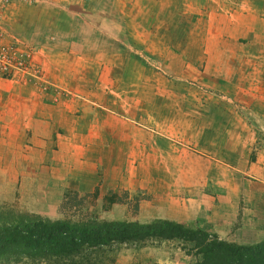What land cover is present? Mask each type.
<instances>
[{"label": "rangeland", "instance_id": "374dc122", "mask_svg": "<svg viewBox=\"0 0 264 264\" xmlns=\"http://www.w3.org/2000/svg\"><path fill=\"white\" fill-rule=\"evenodd\" d=\"M28 1L35 0H0V44L5 51L10 47L8 61L14 57L11 47L19 52L29 49L31 61L28 74L0 69V88L3 83L37 88L43 97L63 102L62 111L77 110L85 128L92 113L109 121L117 112L125 121L134 119L132 126L158 131L164 151L155 154L150 149L143 160L137 153L126 160L124 155L123 162L117 158L111 188H102L101 194L96 188L84 194L68 190L70 204L63 207L61 201H33L21 191L0 205L50 219L78 220L87 214L99 220L156 219L163 213L156 202L140 206L141 202L150 200L149 191L156 192L161 178L184 193L182 183H190L198 170L185 164L190 146L210 150L212 157L241 168L227 188L229 196L241 199L243 209H238L236 223L239 215L252 220H245L242 230L219 235L221 239L236 243L264 239V0H70L83 14L78 30L83 58L76 86L66 74L63 89L51 85L49 58L19 39L34 12ZM40 5L48 14L45 18L51 17L50 11L65 15L59 8ZM92 36L97 39L91 41ZM45 47L51 57L63 48L51 40ZM59 59L53 56L54 65L59 66ZM53 71L56 79L57 70ZM118 124L124 131L134 128ZM223 146L226 153L220 154L217 150ZM257 151V169L245 175L244 166ZM133 157L137 166L143 163V178L138 171L137 180L124 177ZM165 165L173 168L166 170ZM206 172L214 177L216 167L212 164ZM133 179L137 184L131 189ZM187 246L176 239L149 238L102 247L91 257L95 264H197L198 256Z\"/></svg>", "mask_w": 264, "mask_h": 264}, {"label": "crops", "instance_id": "0c3cea01", "mask_svg": "<svg viewBox=\"0 0 264 264\" xmlns=\"http://www.w3.org/2000/svg\"><path fill=\"white\" fill-rule=\"evenodd\" d=\"M33 2L27 3V7L34 12L24 22V37L19 39L29 46L33 45V50L41 53L46 59L49 58L46 68L51 85L63 89L65 84L61 83L66 74H69L76 80L73 82L76 86L78 75L80 77L81 74L79 59L83 58L78 32L83 23L80 18L83 14L77 11L70 0ZM41 2L63 10L65 15L50 11L51 17L45 18L48 14L40 5ZM19 6L20 4L15 3L12 5L13 8ZM96 39L95 36L91 37V41ZM50 40L60 43L63 47L53 55L61 59L59 66L54 65L53 56L46 52L45 45ZM53 69L57 70L56 79H52ZM4 84L0 88V201L13 200L17 191L23 192L25 197L33 201L51 203L62 201L68 190L84 194L96 188L101 194L102 188L113 186L117 158L123 162L124 155L126 160L128 156L137 153L140 155L139 159L143 160V153L149 152L150 149L155 150V154L156 151L158 154L164 151L158 144L159 132L145 125L143 129L142 126H132L130 122H135L134 119L127 118L125 121L114 112L107 121L103 115L92 113L88 128H85L84 123L81 124L78 120L81 114L78 115L75 113L77 110L71 111V108L65 107L62 111L60 104L63 105V102H57L53 96L43 97L39 89L31 86ZM92 104L103 108L99 103ZM118 123L134 128L124 131ZM117 135L119 140L115 139ZM223 138L226 142L228 126L223 131ZM188 148L190 151L185 164H188L191 170L198 169L195 173L198 175L193 174L194 179L190 183H182L185 184L182 188L184 193L181 194L182 190L176 189L172 183L161 178L157 185L160 191L157 192V189L156 192H151L146 188L150 200L141 202L140 206L156 202V208L163 211L159 218L182 223L191 228H201L214 233L220 239L219 235L226 232L242 230L245 220H252V217L239 215V222L236 223L238 209H243L241 199L229 196L227 188L233 178L232 174H236L235 171L241 168L212 157L210 150L190 146ZM220 148L217 151L225 154V147ZM134 158L129 160L131 163L127 162L124 177L135 176L136 179L140 171V177L143 178V163L138 162L137 166ZM258 162L259 151L255 152L252 160L244 166V174L249 176L251 170L257 169ZM212 164L216 167L214 177L206 172L211 169ZM171 166L173 165H165V169L173 168ZM131 182H134V187L130 188H135L137 181L133 179ZM162 195L164 201L160 204L158 198Z\"/></svg>", "mask_w": 264, "mask_h": 264}, {"label": "trees", "instance_id": "16d2710c", "mask_svg": "<svg viewBox=\"0 0 264 264\" xmlns=\"http://www.w3.org/2000/svg\"><path fill=\"white\" fill-rule=\"evenodd\" d=\"M77 202L82 199L76 197ZM70 204L65 193L61 207ZM149 238L176 239L197 264H264V239L236 243L168 219L149 221L50 219L0 205V264H95L91 254L114 244Z\"/></svg>", "mask_w": 264, "mask_h": 264}, {"label": "built area", "instance_id": "2783aa9c", "mask_svg": "<svg viewBox=\"0 0 264 264\" xmlns=\"http://www.w3.org/2000/svg\"><path fill=\"white\" fill-rule=\"evenodd\" d=\"M13 42H15V41H13ZM13 46H15V45H13ZM9 48L10 47H8L5 51L3 46L0 44V69L3 71H6V72H10V73L18 71V72H21L23 74L24 73L28 74L29 70H30V65H31V63H30L31 61L29 59V54H28V52L30 53V50L27 49V51L19 52L18 49L11 47L12 54L14 55V57L12 59L10 58V62H9L8 61L9 60V58H8Z\"/></svg>", "mask_w": 264, "mask_h": 264}]
</instances>
